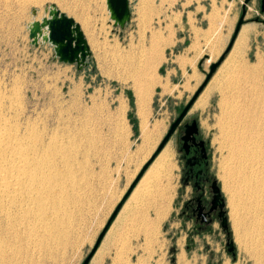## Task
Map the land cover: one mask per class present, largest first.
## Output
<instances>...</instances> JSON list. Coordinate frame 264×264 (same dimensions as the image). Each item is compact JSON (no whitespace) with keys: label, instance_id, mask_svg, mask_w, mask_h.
I'll use <instances>...</instances> for the list:
<instances>
[{"label":"rangeland","instance_id":"374dc122","mask_svg":"<svg viewBox=\"0 0 264 264\" xmlns=\"http://www.w3.org/2000/svg\"><path fill=\"white\" fill-rule=\"evenodd\" d=\"M244 3L130 0L131 21L116 28L103 0H0L1 117L18 125L21 133L40 135L42 145L52 142L63 150L52 156L51 197L44 200L46 214L38 225L39 236H44L48 227V245H38L40 242L28 235L20 240H0L4 255L0 264H84L171 125L204 86L212 65L226 55ZM51 6L81 26L91 49L85 66L61 64L53 47L32 44L29 27L47 16ZM245 27L250 29L248 38L239 44ZM151 57H155V64L148 69ZM144 82L152 87L144 88ZM217 82H230L229 88L214 91L205 108L195 109V103L185 121L198 122L207 144L208 175L218 183L226 203L234 254L229 252L228 235L218 218L208 230H201L183 214L184 204L195 189L184 185L186 164L178 130L166 145L170 158L157 168L161 171L151 189L137 198L132 193L101 243V250L113 239L116 246L105 264H257L252 255L264 249V238L258 234L259 229L264 232V192H255L259 194L256 199L243 190L245 185L237 175L232 173L229 179L222 131L234 122L232 116L242 115L250 94L256 97L264 93V13L260 0L246 7L238 37L198 99ZM140 91L146 99L152 132L144 153L138 152L144 141L137 103ZM121 107L126 109L124 114ZM211 191L209 185L208 195ZM139 207H145L149 221L143 231L135 229ZM122 219H129L134 229L121 233L118 228L115 232Z\"/></svg>","mask_w":264,"mask_h":264},{"label":"bare ground","instance_id":"6f19581e","mask_svg":"<svg viewBox=\"0 0 264 264\" xmlns=\"http://www.w3.org/2000/svg\"><path fill=\"white\" fill-rule=\"evenodd\" d=\"M103 1H105V3L107 4V0H103ZM108 13L110 15L109 10H108ZM249 32H250L249 28H246V27L242 28V31H241V34L239 37L240 40L238 39L239 44L242 43L243 40L245 41L248 38L247 36H248ZM246 43H247V41H246ZM243 44H241V46ZM235 47H236V43H235ZM158 49H159V47H158ZM155 55H156V53H155ZM154 60H155V57L150 58V60L147 63L148 69L151 68L155 64ZM156 62H158V61H156ZM256 69H258V68H256ZM141 72H142V70H141ZM133 75H134V73H133ZM139 75H141V74H139ZM131 77L132 76H130V78ZM139 78H140V76H139ZM132 80H133V78H132ZM136 80H138V79H136ZM133 81H135V80H133ZM147 81H149V80L147 79ZM150 81H151V79H150ZM228 83H230V82H228ZM228 83L219 84L217 82V84H215L214 86H212L208 90L206 89L207 91L205 93H203L202 96L198 99L194 108L195 109L205 108L206 105L208 104L207 102L209 100V96L214 91H216V92L222 91L223 92L224 90L228 89L229 88ZM135 85H137V84H135ZM258 85H260V84H258ZM143 87L144 88L145 87L151 88L152 86H150V84H148V83H145V86H143ZM256 88H257V86H256ZM144 90L142 88V91H144ZM251 90L253 91V89H251ZM255 90L256 89H254V92H255ZM135 91H136V89H135ZM138 91H136V92H138ZM142 91H140L139 94L137 93L139 96V97L137 96L138 97L137 103L139 104V109H138L139 112L138 113L141 115V117H142L141 119L143 121L142 122V129H143L144 139L143 138L142 139L144 141L142 140L143 145L142 146L140 145L141 146L140 151H138V152L144 153V151H146L145 150L146 147H148L147 145L149 143V138L152 135L151 134L152 132L149 129V126H148L149 124L147 123V120H148L147 115H146L147 111H145L147 108V105H146L147 103H146V99H145ZM216 92H214V93H216ZM256 92H258V91H256ZM146 94L147 93H145V95ZM146 96H148V95H146ZM122 104H124V103H122ZM119 107H120V105H119ZM123 107H121V111H122ZM238 107H236V108H238ZM125 108H127V106ZM240 109H241V107H240ZM0 110L2 111L1 108H0ZM123 111H122V114H124L126 109L124 112ZM235 111H233L234 114L238 112V110H237V112H235ZM241 112L242 113H240V114H242V115L232 116L235 118H234V122L231 124L230 127H228V125H227L228 128L222 127L224 129V130L222 129L223 130L222 135H224L222 138L224 141V142H222V145H223L222 147L224 150L227 151V158H226L227 159V165H226L227 169L226 168L225 169H226L227 176L230 177L229 179H231V176L234 175L233 177H235L237 175L239 178H241L242 183L245 185V188L243 190L246 189V190H248V193L250 192L253 195L255 192L256 193L264 192V93H262L261 95L256 96V97L254 95L250 94L248 96L247 101L244 104V107L242 108ZM1 115H3V114L2 113L0 114V240H1V242H3L2 240H4V239H9V240L12 239V241L13 240H20L19 239L20 237L24 238L25 237L24 235H28L31 239H34L35 241H39L40 243L38 245H42L43 247L45 245L47 246L48 245L47 242L50 240L49 236H47L48 232H49V230L47 229L48 227H46V232H45V234H43L44 236H39L38 235L39 234L38 233V227H39L38 225L40 224V221H44V217L46 214L44 212V210L42 209V207H44V204H43L44 200L47 199L49 196L51 197L52 190H51L50 183L52 182V179H53L52 168L55 165L52 162L53 161L52 156H55L57 153H59L63 150L61 148H59V146L55 145V143H52V142L50 144H48L47 146L42 145L40 143V139H39L40 135L38 136L37 133H34V131L21 133V131L17 127L18 125L15 126L14 124L8 122V120H6L5 118L3 119L1 117ZM229 116H231V115H229ZM229 119H227V120L229 121ZM227 122H225V124ZM169 149L170 148L167 146L164 149V151L160 154L156 163L154 162V165H152L149 168L146 175L144 176L142 181L139 183V185L135 189L133 195L136 196V195H139L141 192H144V190L148 191V189H151V186H152L151 183H153L156 176L159 175L158 172L160 173V171H161V170L159 171L160 168L157 171V168L160 167L162 164L166 165L167 161L170 158V150ZM148 152H151V150ZM148 155H149V153H148ZM144 156L146 157L147 155H144ZM168 168H171V167H168ZM164 172H165V170L163 171V173ZM232 173H233V175H231ZM166 177H167V175H166ZM241 181H239V182H241ZM240 185H241V183H240ZM251 194H250V196H252ZM255 196H257L256 199H258L259 194L255 195ZM136 198H137V196H136ZM259 201L260 200H258V202ZM263 210H264V208H263ZM239 226H241V225H239ZM259 231H260V233H258V234H260V236H262L261 238L263 239L264 238V232H262V230H260V229H259ZM258 234H257V236H258ZM245 238H246V235H245ZM243 241H244V239H243ZM16 242H18V241H16ZM240 242H241V240H240ZM262 242L264 243V241H262ZM4 245H6V244H4ZM262 246H264V245H262ZM2 247L3 246L1 243L0 244V257H2V259H3L4 255H2ZM249 251H251V250H249ZM246 252H247V250H246ZM252 257H253L252 259L256 260L257 264H264V249H263V247H262V249H260L258 251L256 250L254 252V254L252 255ZM180 260H181V258H180ZM181 262H182V260H181Z\"/></svg>","mask_w":264,"mask_h":264},{"label":"water","instance_id":"95a60500","mask_svg":"<svg viewBox=\"0 0 264 264\" xmlns=\"http://www.w3.org/2000/svg\"><path fill=\"white\" fill-rule=\"evenodd\" d=\"M251 0H246L245 5L243 7V15L237 26L235 31V35L233 37L232 43L230 44L226 55L230 52L234 41L238 37L241 27L244 23V17L246 16V4H248ZM107 7L110 11V17L113 21L114 27L124 28L131 21V8H130V0H107ZM48 15L45 16L41 21H34L30 27V39L34 46H39L40 44H48L53 47L55 58L58 59L60 63L70 64V65H78L79 67L85 66L88 58L91 56V49L86 40L85 34L81 29V26L76 23V21L66 14L62 13L56 6H51L48 11ZM36 15V12L35 14ZM226 55L222 57L219 63L213 64L211 67V72L207 76V80L204 86L198 91L193 100L189 103V105L182 111L180 116L176 119V121L171 125V129L164 139L163 143L159 147L156 155L153 157L152 161L148 163L142 172L139 174L135 182L130 187L129 191L120 202L115 212L113 213L111 219L109 220L107 226L104 231L100 235L95 248L92 253L86 259L84 264H89L96 252L98 251L101 243L106 237L107 233L111 229L118 215L122 211L123 207L129 200L130 196L142 180L146 171L149 169L152 162L156 159V157L163 151L166 147L167 143L170 141L171 137L176 133L177 129L186 118L191 108L196 103L198 97L202 93L204 87L208 84L211 78L214 76L222 62L224 61ZM186 131V136L183 138L185 141V147L187 148V143L189 140H195L196 135L199 134V125L196 120L192 123V125H188ZM204 145V142L201 144ZM213 192L215 194L214 199V207L220 200H222V204L220 208L222 209L220 213V217L222 218V227L225 230L229 229V221L225 216L224 207L225 201L222 198L221 190L218 186V183L215 181L213 184ZM229 252L234 253L235 245L233 241H229L228 243Z\"/></svg>","mask_w":264,"mask_h":264},{"label":"flooded vegetation","instance_id":"af4514ba","mask_svg":"<svg viewBox=\"0 0 264 264\" xmlns=\"http://www.w3.org/2000/svg\"><path fill=\"white\" fill-rule=\"evenodd\" d=\"M253 1L254 0H251L248 4H246V7H248V5ZM260 7L261 11L264 13V0H260ZM185 119L177 129V131L179 130L181 144L180 152L183 154V159L186 164L184 172V185L185 188H187L189 185H192L195 189V193L193 197L184 204L183 214L187 216L188 219L194 221L198 229L208 230L217 218L221 221L222 226V218L220 217V213L222 211V209L220 208L222 200H220L214 207L215 194L213 193V191H211L208 195L207 192L209 185L212 189L214 180L208 175V149L207 144L201 138L200 130L199 134L196 135L195 140H189L187 143V148L185 147V141L183 140V138L186 136V127L188 125H192V123L194 122V120L186 122ZM203 142L204 145H201ZM225 207L224 212L225 216L227 217ZM224 231L227 232L229 243V241H232L230 225L229 229H224ZM230 253L234 254L232 252Z\"/></svg>","mask_w":264,"mask_h":264},{"label":"crops","instance_id":"0c3cea01","mask_svg":"<svg viewBox=\"0 0 264 264\" xmlns=\"http://www.w3.org/2000/svg\"><path fill=\"white\" fill-rule=\"evenodd\" d=\"M46 45H48V44H40L39 46H35V47L46 46ZM56 60L58 61V59H56ZM61 64H63V63H61ZM68 65H70V64H68ZM137 210L138 211L136 212V215L135 216L138 215V220L136 218L137 222L135 223L136 224L135 229H137L139 227V229L141 231L146 230L147 227L149 226L148 218H147V216H145L146 215V212H145L146 209H145V207H139ZM114 224H115V222H114ZM132 225L133 224L130 222L129 219L127 220V222H125L124 219H122L120 221V223L118 224V226H116L115 232H117V229L118 228H119V230H120L121 233L122 232H126V231H132L134 229V226H135V225H133V226ZM123 238L121 239V241L119 240L120 244L123 241ZM114 250H116V246L114 245V239H113V243H112V241H107V243L104 244V246H102V250L100 248L97 251L95 257L93 258V260L91 262V264L92 263L93 264H105L109 260V258L111 257V254L110 253H112V251H114Z\"/></svg>","mask_w":264,"mask_h":264}]
</instances>
